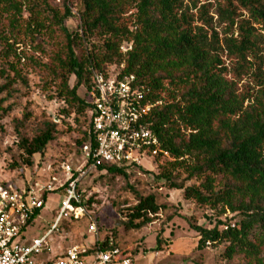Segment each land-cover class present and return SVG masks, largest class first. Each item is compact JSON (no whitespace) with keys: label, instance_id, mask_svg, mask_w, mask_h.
<instances>
[{"label":"trees","instance_id":"16d2710c","mask_svg":"<svg viewBox=\"0 0 264 264\" xmlns=\"http://www.w3.org/2000/svg\"><path fill=\"white\" fill-rule=\"evenodd\" d=\"M50 2L58 5L52 7ZM233 2L248 13L250 23L244 21L237 36L231 34L222 43L244 61L247 55L256 56L264 42V0H226L227 7L220 11L231 23ZM70 4L78 17L76 31L64 25L71 17ZM180 8V0H0V23H8L12 36L8 39L0 30V114L8 116L14 95L27 88L21 66L25 58L47 74L45 84L57 86L58 99L79 129L75 142L79 148L86 141L88 106L77 89L90 86L93 72L122 66L121 74L133 76L153 105L147 122L160 150L170 158L155 177L162 181L160 187L182 192L184 200L198 207L239 216L237 222L218 223L212 230L196 227L191 219L188 224L205 243L225 245L222 261L241 256L243 264H264V85L238 94L234 84L222 77L224 69L215 54L220 49L217 37L208 40L206 34L193 33ZM25 12V34L18 40L15 28ZM58 32L62 42L47 64L20 50L28 40L31 49L40 51L32 45L35 38ZM122 43L130 44L124 53ZM71 78L74 84L69 87ZM27 121L28 115L13 120V144L20 165L31 168L33 156L43 154L58 129L47 121L28 136L23 133ZM91 174L142 177L117 166ZM126 193L134 200L125 208L129 230L140 232L165 209L155 193H145L137 185L127 183ZM163 243L160 232L153 251H160Z\"/></svg>","mask_w":264,"mask_h":264},{"label":"rangeland","instance_id":"374dc122","mask_svg":"<svg viewBox=\"0 0 264 264\" xmlns=\"http://www.w3.org/2000/svg\"><path fill=\"white\" fill-rule=\"evenodd\" d=\"M180 1L179 13L187 15L193 33L206 34L208 40L212 36L219 40L220 49L215 54L221 62L220 67L224 69L222 74L224 80L233 83L238 94L252 92L258 85H264V42L260 44L256 56L247 55L244 61H240L234 54L225 50L222 43L226 37H231V34L236 37L238 27L244 21L250 23L248 13L233 2L231 8L234 14L231 23V19L220 11V8L227 7L226 0ZM57 5V2H50L52 7ZM70 6L71 17L64 22V25L68 30L76 31L78 17L74 7L71 4ZM21 17L23 18L17 21L18 26L15 28V30L19 29L18 40L25 34L22 31L28 19L27 13H23ZM1 29L8 39L12 38L8 23H0ZM61 42L62 35L58 32L52 36L35 38L32 45L39 46L40 51L31 49L28 40L21 45L20 50L26 54V57H36L40 63L47 64L53 54L52 51L56 50ZM125 44L130 47V44ZM22 59V74L26 76L27 88H19L20 92L14 95L10 101L14 108L8 116L0 114L2 129L0 130V186L10 185L18 189L29 186L39 189L49 183L58 186L64 179L61 165L67 164L73 168L79 166V148L75 145L79 137V129L74 123L73 115L67 114V107L58 99L57 86L45 84L47 74L43 69L32 67L27 59ZM73 81V78L69 80V87L73 86ZM84 91L85 88L80 87L76 92L82 100L85 97ZM25 115H28L29 122L27 121L23 133L28 136L47 121H52L58 129L56 139L47 145L43 154L33 156L31 168L20 165L13 144L16 140L13 120L22 119ZM169 161L168 155L161 154L149 170L141 172L142 177L138 180L134 178L127 180L119 176L100 178L96 174H91L80 181L79 191L83 196L82 202L88 204L86 211L96 222L99 238L111 239L118 247L129 252L134 264H243L241 256L235 257L231 262L222 261L225 245L213 247L208 242L205 243L188 224V220L191 219V223H195L196 227L212 230L218 226V223L237 222L239 216L233 217L234 214L229 212L221 215L219 212L198 207L193 202L184 200L182 192L160 187L162 181H156L155 177ZM54 179H58V182ZM127 183L137 185L145 193H155L157 202L165 207L158 218L140 232L125 227L127 222L125 208L134 203L126 193ZM60 192L61 190L46 195L45 205L34 218L33 225L26 230L27 235L39 237L49 229L63 201ZM169 216H172L170 221L167 220ZM221 228L219 226L218 229ZM160 232L164 243L160 251L154 252L155 238ZM51 238L53 246L62 248L87 245L93 239L91 235L86 234L85 219L64 220L59 232L53 234ZM46 259L45 254L36 258L38 261Z\"/></svg>","mask_w":264,"mask_h":264},{"label":"built area","instance_id":"2783aa9c","mask_svg":"<svg viewBox=\"0 0 264 264\" xmlns=\"http://www.w3.org/2000/svg\"><path fill=\"white\" fill-rule=\"evenodd\" d=\"M129 45L120 47L125 52ZM120 68L93 72L90 86L84 91L88 106L86 141L79 147V166H60L63 181L58 186L47 184L13 188L0 186V264H134L132 255L108 239L99 238L96 222L80 198L82 179L104 166H117L141 174L155 164L159 142L147 122L153 105L145 99L143 87L133 76H124ZM58 182V179H54ZM61 190L63 201L49 229L39 237L26 234L45 205L47 194ZM85 219L86 234L92 236L87 245L67 248L53 246L51 236L57 234L64 220ZM56 252V254H55ZM47 255L45 261L36 260Z\"/></svg>","mask_w":264,"mask_h":264}]
</instances>
